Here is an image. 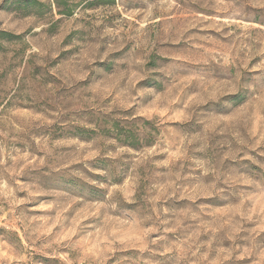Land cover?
<instances>
[{
	"label": "rangeland",
	"instance_id": "374dc122",
	"mask_svg": "<svg viewBox=\"0 0 264 264\" xmlns=\"http://www.w3.org/2000/svg\"><path fill=\"white\" fill-rule=\"evenodd\" d=\"M35 1L0 0V264H264V0Z\"/></svg>",
	"mask_w": 264,
	"mask_h": 264
},
{
	"label": "trees",
	"instance_id": "16d2710c",
	"mask_svg": "<svg viewBox=\"0 0 264 264\" xmlns=\"http://www.w3.org/2000/svg\"><path fill=\"white\" fill-rule=\"evenodd\" d=\"M23 2H22V4H23V6L25 7V8H27V6L28 5H37V6H41V4L40 3H38L37 1H35V0H22ZM55 5H57L58 6V2H57V0H55ZM63 15H65L64 13H63Z\"/></svg>",
	"mask_w": 264,
	"mask_h": 264
}]
</instances>
